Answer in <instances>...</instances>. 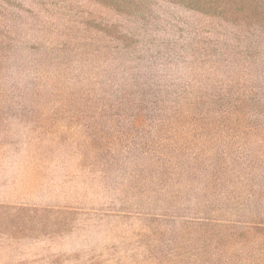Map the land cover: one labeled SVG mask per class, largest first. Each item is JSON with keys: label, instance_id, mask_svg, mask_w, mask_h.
I'll use <instances>...</instances> for the list:
<instances>
[{"label": "rangeland", "instance_id": "obj_1", "mask_svg": "<svg viewBox=\"0 0 264 264\" xmlns=\"http://www.w3.org/2000/svg\"><path fill=\"white\" fill-rule=\"evenodd\" d=\"M0 264H264V0H0Z\"/></svg>", "mask_w": 264, "mask_h": 264}]
</instances>
